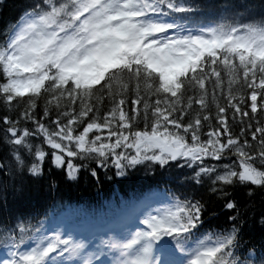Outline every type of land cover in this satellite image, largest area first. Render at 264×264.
<instances>
[{
	"label": "snow or ice",
	"instance_id": "snow-or-ice-1",
	"mask_svg": "<svg viewBox=\"0 0 264 264\" xmlns=\"http://www.w3.org/2000/svg\"><path fill=\"white\" fill-rule=\"evenodd\" d=\"M13 7L0 30V193L21 192L25 175L42 179L46 159L67 181L140 165L191 174L142 227L99 243L59 228L49 236L21 217L0 236V264H264V200L258 219L253 211L264 195V0ZM216 208L227 226L205 229ZM250 221L259 240L244 238Z\"/></svg>",
	"mask_w": 264,
	"mask_h": 264
},
{
	"label": "trees",
	"instance_id": "trees-1",
	"mask_svg": "<svg viewBox=\"0 0 264 264\" xmlns=\"http://www.w3.org/2000/svg\"><path fill=\"white\" fill-rule=\"evenodd\" d=\"M4 2L7 6L0 7V30L7 21L16 18L17 9L13 4H19L20 0ZM219 2L223 3L224 0ZM0 82H3L2 76ZM101 111L103 112V109ZM4 114L5 108L0 104V116ZM3 136L4 132L0 126V140ZM33 142H36L35 138ZM44 147L47 149L46 145ZM2 152L3 144L0 143V154ZM234 160L235 157H230L225 162L231 163ZM75 162L81 163L79 160ZM90 166L95 167L94 164ZM99 171V183L87 176L84 170L80 171L77 181H67L63 172L51 168L46 159L42 179L34 180L25 175L17 180L23 187L21 192L14 196L10 187L6 194L0 193V236L4 234L6 227L14 225L23 217L27 223L36 227L42 223L46 235L54 234L55 229L59 228L62 233L71 230L79 238L99 243L101 238H107L108 235L123 233L129 228L139 226V218L144 212L156 208L163 209L169 202V192L182 196L187 183L184 174H191V170L187 168L182 172L175 167L160 169L158 166L140 165L129 169L124 177H116L114 170H108V175L113 178L107 179L105 170ZM53 183L54 189L51 187ZM234 195L241 203L248 199L241 190H237ZM253 200V211L258 219L264 195L258 192ZM216 211L218 216L205 214V229L219 230L227 226L225 215L219 208H216ZM250 224L253 222L250 221ZM98 226L103 229L99 230ZM244 238L259 240L260 225L254 223ZM6 252L0 242V259L6 257Z\"/></svg>",
	"mask_w": 264,
	"mask_h": 264
},
{
	"label": "rangeland",
	"instance_id": "rangeland-1",
	"mask_svg": "<svg viewBox=\"0 0 264 264\" xmlns=\"http://www.w3.org/2000/svg\"><path fill=\"white\" fill-rule=\"evenodd\" d=\"M142 216V215H141ZM135 227H142V225H139V226H134L133 228H129L131 230H135Z\"/></svg>",
	"mask_w": 264,
	"mask_h": 264
}]
</instances>
